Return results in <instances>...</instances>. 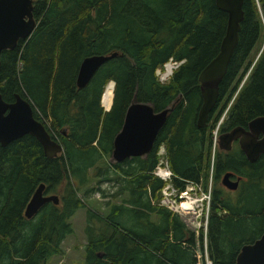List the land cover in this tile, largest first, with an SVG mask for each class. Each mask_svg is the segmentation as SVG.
I'll use <instances>...</instances> for the list:
<instances>
[{
	"label": "trees",
	"instance_id": "16d2710c",
	"mask_svg": "<svg viewBox=\"0 0 264 264\" xmlns=\"http://www.w3.org/2000/svg\"><path fill=\"white\" fill-rule=\"evenodd\" d=\"M242 9L217 103L207 125L198 128V74L217 53L227 20L214 0L33 1V32L0 53V94L7 102L16 94L29 100L62 152L47 157L29 134L0 145V264H46L60 254L73 232L70 218L85 206L80 193L91 192L108 195L110 208L104 216L87 210L104 228L87 220L85 264H197L201 236L157 204L164 182L152 171L163 146L175 186L182 188L184 180L206 186L212 130L225 109L219 133L264 114V0H243ZM112 51L118 55L98 68L87 87L77 88L81 60ZM170 57L184 62L163 84L155 69ZM110 80L114 92L105 110ZM132 101L150 103L155 111L174 105L144 158L111 162L113 137ZM213 163L215 182L226 171L241 181L234 197L227 190L211 192L208 256L212 264H235L240 247L264 229V154L249 162L239 147L217 148ZM41 183L59 203L46 202L28 219L25 206ZM107 183L109 194L99 187Z\"/></svg>",
	"mask_w": 264,
	"mask_h": 264
},
{
	"label": "water",
	"instance_id": "95a60500",
	"mask_svg": "<svg viewBox=\"0 0 264 264\" xmlns=\"http://www.w3.org/2000/svg\"><path fill=\"white\" fill-rule=\"evenodd\" d=\"M33 1L0 0V53L15 48L19 40H26L33 32L37 23L33 16ZM214 1L217 8L227 14V20L217 53L198 74L201 98L196 117L198 128L207 125L209 113L217 103L219 84L238 44L240 24L244 16L243 0ZM117 55L118 52L112 51L108 54L84 57L76 75L77 88H84L98 68ZM173 105L174 103H171L155 111L150 103L132 101L126 108L120 129L113 137L109 161L121 162L135 156L144 158L152 149L154 140L165 124ZM27 134L37 139L47 157H54L62 152V145L52 139L44 125L35 119L29 100L16 94L13 101L7 102L0 94V145L6 146ZM235 140L249 162H255L263 155L264 114L251 118L246 127L238 125L220 132L216 138V145L218 149L227 151L231 149ZM230 176L231 173H224L221 183L228 189H236L240 177L232 180ZM44 187L45 185L41 183L31 195L24 209L26 218L33 217L46 202L59 203L56 194H44ZM235 264H264V229L253 242L240 247Z\"/></svg>",
	"mask_w": 264,
	"mask_h": 264
},
{
	"label": "built area",
	"instance_id": "2783aa9c",
	"mask_svg": "<svg viewBox=\"0 0 264 264\" xmlns=\"http://www.w3.org/2000/svg\"><path fill=\"white\" fill-rule=\"evenodd\" d=\"M177 59L170 57L162 65L155 69V76L161 82H166L172 71H175L181 64L177 62ZM213 145L212 151L215 155V145L217 135L213 132ZM159 161L155 166L152 174L161 179L164 184L160 190V198L158 205L164 206L174 213L187 214L191 210L194 216V220L191 221L192 228H189L195 233L196 236H201L202 243L197 242V247L194 248L196 263L197 264H212L211 259L208 256L207 245V232H208V220L210 213V189H205L208 186H202V181L195 182L190 180H184L183 187H177L173 183V173L171 172L167 159L165 157V149L163 146L158 150ZM212 155V152H211ZM214 160V156H213ZM213 160L210 164L213 172ZM210 170V168H209ZM209 176V175H208ZM195 204V206H194ZM186 225V224H185Z\"/></svg>",
	"mask_w": 264,
	"mask_h": 264
},
{
	"label": "rangeland",
	"instance_id": "374dc122",
	"mask_svg": "<svg viewBox=\"0 0 264 264\" xmlns=\"http://www.w3.org/2000/svg\"><path fill=\"white\" fill-rule=\"evenodd\" d=\"M172 76L170 78H168L166 80V82H162V83L169 82L170 79L172 78ZM244 80H245V78L242 79V81L240 82L239 88L243 84ZM111 82L113 83V81H111V80L108 81L106 84V87ZM106 87H105V89H106ZM104 93H105V91H104ZM234 95H233L232 99L230 100L228 106L233 101ZM101 103L104 104V102H101ZM109 105H110V101L108 103V106H105V104H104L103 108L106 110L109 108ZM225 111H227V108L225 109ZM224 118H225V115L219 119V121L216 123L215 128L212 130V133L214 132L215 135L219 133L218 130L220 129V125L223 122ZM237 147H239V146L237 144H234L232 149L235 150ZM217 148H218L217 145H215L214 151ZM157 154H158V152H157ZM158 156H159V154H158ZM213 156L214 155H213V151H212L211 163L213 160ZM218 180H219V178H218ZM217 181L215 182L213 179L212 166H211L210 170H209V176H208V186L205 188V189H210V201H211V192L213 191V189H215V188L221 189L220 185L217 184ZM201 183H202V186L204 187L203 182H201ZM93 184L95 187L97 186V184L95 182H93ZM100 186L102 189L105 190V194H109L112 192V186L110 183L103 184V185L100 184L99 187ZM223 191H226V190H223ZM235 192L236 191H234V192L228 191V193H230L233 197L235 196ZM80 196L84 199L85 206L78 209L75 212V214L70 218V222L72 224L73 232L71 234L67 235L66 238L62 241V243H61L62 252L58 255H54L51 258H49L47 260L46 264H85V262H84V248H85V244L87 242V240H86L87 235L85 232V226H86L87 220H88V223L91 222L96 226L104 228L103 224H101V223L99 224L97 222V221H99L97 218L88 217L87 210L88 209L92 210L93 212L98 213L101 216H104L106 213L109 212L110 207L107 206V202L110 200V197L108 195L103 196V194L100 192H93V193L91 192V194H89L88 196H83V194L80 193ZM194 206H195V204H194ZM178 215L182 219V221L186 224V226L188 228H192L193 225H192L191 221L194 220V216H193V213L191 212V210L189 211V213H187L185 215L182 213H181V215L180 214H178Z\"/></svg>",
	"mask_w": 264,
	"mask_h": 264
},
{
	"label": "bare ground",
	"instance_id": "6f19581e",
	"mask_svg": "<svg viewBox=\"0 0 264 264\" xmlns=\"http://www.w3.org/2000/svg\"><path fill=\"white\" fill-rule=\"evenodd\" d=\"M114 59V58H113ZM112 60V59H111ZM179 64H182L184 61H177ZM107 63V62H106ZM100 69V68H99ZM174 74V71H172L171 73H170V75H169V78L172 76ZM168 79V78H167ZM166 79V80H167ZM160 81V80H159ZM161 82V81H160ZM162 83V82H161ZM164 84V83H163ZM87 87V86H86ZM85 88V87H84ZM113 88H114V85H113V83L111 82V83H109L108 85H107V87H106V89H105V93H104V96H103V100H102V102H104V104H105V106H108V103H109V101L111 102V98H112V94H113ZM83 89V88H82ZM103 104V105H104ZM229 107V106H228ZM228 109V108H227ZM210 114V113H209ZM224 115H227V111H225L224 112V114L222 115V116H224ZM221 116V117H222ZM219 134V133H218Z\"/></svg>",
	"mask_w": 264,
	"mask_h": 264
},
{
	"label": "flooded vegetation",
	"instance_id": "af4514ba",
	"mask_svg": "<svg viewBox=\"0 0 264 264\" xmlns=\"http://www.w3.org/2000/svg\"><path fill=\"white\" fill-rule=\"evenodd\" d=\"M243 127H244V126H243ZM245 127H246V126H245ZM229 130H230V129H229ZM226 131H228V130H226ZM223 132H225V131H223ZM234 144H237V145H238V141L235 140V141L232 142L231 149L233 148V145H234ZM238 146H239V145H238ZM231 149H230V150H231ZM219 150H220V149H219ZM220 151H226V150H220ZM227 151H229V150H227ZM243 154H244V153H243ZM227 172L231 173L230 178H231L232 180H235V179L238 177L235 173H233V172H231V171H226L225 173H227ZM223 174H224V173H223ZM223 174H221V176L219 177V180L217 181V184L220 185V188L223 189V190L232 191V192L236 191V190L238 189V187H239V184H240L241 179H240V181H238V185H237V188H236V189H228L227 187H225V186L221 183V177H222Z\"/></svg>",
	"mask_w": 264,
	"mask_h": 264
}]
</instances>
